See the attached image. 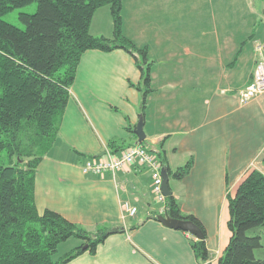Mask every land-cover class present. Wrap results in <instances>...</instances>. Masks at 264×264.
Here are the masks:
<instances>
[{"label": "crops", "instance_id": "1", "mask_svg": "<svg viewBox=\"0 0 264 264\" xmlns=\"http://www.w3.org/2000/svg\"><path fill=\"white\" fill-rule=\"evenodd\" d=\"M229 1L219 0V12L213 0H125L122 9L124 36L147 48L152 63L142 144L169 173L182 215L203 226L209 261L197 258L196 237L158 221L166 215L160 203L154 206L148 169L83 172L88 159L138 143L144 79L133 56L117 49L81 58L58 138L36 174L40 214L52 210L91 234L122 230L96 254L68 264H219L232 236L229 198L252 171L264 173V96L246 104L238 96L252 82L256 49L264 44V4L255 9L247 0ZM90 32L114 39L110 7L96 12ZM190 160V173L176 180L173 174ZM125 202L138 209L127 220Z\"/></svg>", "mask_w": 264, "mask_h": 264}, {"label": "trees", "instance_id": "2", "mask_svg": "<svg viewBox=\"0 0 264 264\" xmlns=\"http://www.w3.org/2000/svg\"><path fill=\"white\" fill-rule=\"evenodd\" d=\"M124 1L0 0V264H68L85 253L96 254L109 236L122 231L100 228L91 234L52 210L40 214L35 179L58 138L70 88L87 51L122 49L133 56L144 79V122L146 99L152 92V63L147 48H139L123 34ZM32 4H37L35 14L20 15L24 29L2 19ZM103 7L111 9L113 40L90 32L96 12ZM192 167L190 160L174 178L183 180ZM229 204L232 236L219 264H264L255 256L264 248V173L252 171ZM165 215L191 221L205 235L200 221L182 215L172 195ZM71 238L82 244L59 256V245ZM192 247L201 262L209 261L206 238L193 241Z\"/></svg>", "mask_w": 264, "mask_h": 264}, {"label": "built area", "instance_id": "3", "mask_svg": "<svg viewBox=\"0 0 264 264\" xmlns=\"http://www.w3.org/2000/svg\"><path fill=\"white\" fill-rule=\"evenodd\" d=\"M257 59L253 80L239 91L241 104H246L257 97L264 96V44L256 49ZM140 166L149 170L152 179V190L155 200L162 205V213L167 207V198L163 192L162 163L159 156L142 145L128 147L119 155L106 151L103 157L88 159L82 169L85 174L101 175L104 173L115 174L128 170L130 167ZM138 212L129 202L123 204V220L135 217Z\"/></svg>", "mask_w": 264, "mask_h": 264}, {"label": "rangeland", "instance_id": "4", "mask_svg": "<svg viewBox=\"0 0 264 264\" xmlns=\"http://www.w3.org/2000/svg\"><path fill=\"white\" fill-rule=\"evenodd\" d=\"M222 1L224 4H227L230 2L229 0H221V2ZM224 1H226L227 3H225ZM247 1H248L249 5L251 3L252 7H254L255 9H258V7H260V5L263 7V4H264V0H247ZM224 4H219V0H213V7L212 8L215 9L216 12H219V10H220L219 7H223ZM210 8H211V6H210ZM201 9H203L202 10V12H203L205 10V7L201 8ZM207 10L209 11V6H207ZM263 11H264V8H263ZM36 12H37V4H32L31 6H28L25 8L16 9V10L10 12L9 14H6L5 16H3L2 19L5 22L10 23V24H12V25H14L20 29H24L25 27L20 21V15L21 14H35ZM219 14L225 15V14H227V12L224 11L223 13H219ZM259 167L262 169V166L259 165ZM263 168H264V165H263ZM158 205H160V204L155 201L154 206L158 208ZM262 232L264 233V230H262ZM263 243H264V241H263ZM81 244H82V242L79 239L71 238V239L67 240L66 242H63L62 244L59 245L58 255L64 256L67 253L74 250L76 247L80 246ZM255 256L257 259H261V260L264 259V248L257 250L255 252Z\"/></svg>", "mask_w": 264, "mask_h": 264}, {"label": "water", "instance_id": "5", "mask_svg": "<svg viewBox=\"0 0 264 264\" xmlns=\"http://www.w3.org/2000/svg\"><path fill=\"white\" fill-rule=\"evenodd\" d=\"M135 134L138 137V144L144 143L146 135L144 132V122L142 117L138 125L136 126ZM100 157H102V155H100ZM162 175H163V192L165 196L168 198L171 196V190L169 187V179H170L169 173L167 172V170L163 169ZM158 221L168 228L187 232L192 236L196 237L198 240H203L205 238V235L201 230V228L191 221L174 219L167 216H159ZM86 248L87 247H85V249Z\"/></svg>", "mask_w": 264, "mask_h": 264}]
</instances>
